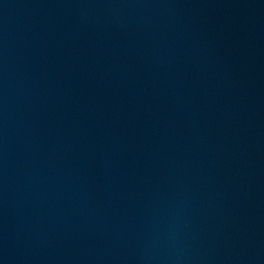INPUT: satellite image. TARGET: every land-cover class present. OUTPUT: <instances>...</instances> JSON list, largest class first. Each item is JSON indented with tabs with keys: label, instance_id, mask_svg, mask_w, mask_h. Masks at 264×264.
I'll return each mask as SVG.
<instances>
[{
	"label": "water",
	"instance_id": "95a60500",
	"mask_svg": "<svg viewBox=\"0 0 264 264\" xmlns=\"http://www.w3.org/2000/svg\"><path fill=\"white\" fill-rule=\"evenodd\" d=\"M0 264H264V0H0Z\"/></svg>",
	"mask_w": 264,
	"mask_h": 264
}]
</instances>
